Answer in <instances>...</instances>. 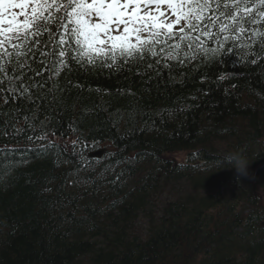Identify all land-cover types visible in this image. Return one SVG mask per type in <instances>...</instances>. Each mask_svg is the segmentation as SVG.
Here are the masks:
<instances>
[{"label":"trees","instance_id":"trees-1","mask_svg":"<svg viewBox=\"0 0 264 264\" xmlns=\"http://www.w3.org/2000/svg\"><path fill=\"white\" fill-rule=\"evenodd\" d=\"M259 57L253 65L250 50L238 48L218 69L206 61L166 72L167 89L162 81L139 106L130 95L107 94L127 88L126 73L74 78L86 90L49 113L45 138L73 135L83 148L108 151L94 161L76 147L0 154V264H264L256 197L264 190V52ZM25 145L32 144L0 138V149ZM171 151L194 155L181 168L163 158ZM237 153L250 179L234 177ZM166 191L177 197L158 208ZM140 215L142 235L133 228Z\"/></svg>","mask_w":264,"mask_h":264},{"label":"snow or ice","instance_id":"snow-or-ice-1","mask_svg":"<svg viewBox=\"0 0 264 264\" xmlns=\"http://www.w3.org/2000/svg\"><path fill=\"white\" fill-rule=\"evenodd\" d=\"M238 48L250 50L253 65L264 52V0H0V138L43 141L49 113L86 90L74 78L126 73L127 88L107 94L139 106L162 81L167 89L166 72L206 61L218 69ZM49 148L5 146L0 154L35 157Z\"/></svg>","mask_w":264,"mask_h":264},{"label":"clouds","instance_id":"clouds-1","mask_svg":"<svg viewBox=\"0 0 264 264\" xmlns=\"http://www.w3.org/2000/svg\"><path fill=\"white\" fill-rule=\"evenodd\" d=\"M232 164L234 177L236 179H250L251 173L249 170V164L242 154H233L229 161Z\"/></svg>","mask_w":264,"mask_h":264},{"label":"bare ground","instance_id":"bare-ground-1","mask_svg":"<svg viewBox=\"0 0 264 264\" xmlns=\"http://www.w3.org/2000/svg\"><path fill=\"white\" fill-rule=\"evenodd\" d=\"M178 153H182V154H184L185 155V158H184V163H174V155L175 154H178ZM194 155V152L193 151H191V152H188V151H171V152H166L165 154H164V156H163V158L165 159V160H167L170 164H171V166H178V167H184V166H186V165H188L189 164V162H190V160H191V157ZM171 156H173V157H171ZM163 158H161L162 160H163ZM181 187H182V182H178V183H176V186H175V183L172 185V189H181ZM180 194L182 193V191H180L179 192ZM169 197H171V198H176L177 196H176V194L175 193H171L170 195H169ZM253 225V224H252ZM252 227V226H251ZM251 227H249V229H248V231H247V233H248V235H249V233L251 232V231H253V229L251 230L250 228ZM261 232V231H260ZM254 237V236H253ZM252 237V238H253ZM251 238V239H252Z\"/></svg>","mask_w":264,"mask_h":264},{"label":"rangeland","instance_id":"rangeland-1","mask_svg":"<svg viewBox=\"0 0 264 264\" xmlns=\"http://www.w3.org/2000/svg\"><path fill=\"white\" fill-rule=\"evenodd\" d=\"M69 140H70V141H73L72 139H70V137H69ZM55 141L58 142V140H55ZM104 148H106V147H105V146H100V149H104ZM106 149H107V148H106ZM171 157H173V156H171ZM184 158H185V155L182 154V153L175 154V155H174V163H184ZM169 193H170V192H166V193H165V198H163V199H166L165 202H167L168 194H169ZM258 195H259V193H258ZM262 198H264V192H263V194H262ZM137 228H138V229L141 228V225H139Z\"/></svg>","mask_w":264,"mask_h":264},{"label":"water","instance_id":"water-1","mask_svg":"<svg viewBox=\"0 0 264 264\" xmlns=\"http://www.w3.org/2000/svg\"><path fill=\"white\" fill-rule=\"evenodd\" d=\"M95 156H99L100 155V153H97V154H94Z\"/></svg>","mask_w":264,"mask_h":264}]
</instances>
